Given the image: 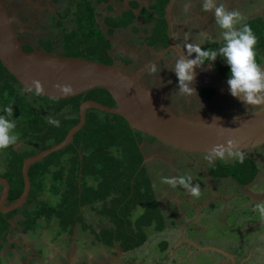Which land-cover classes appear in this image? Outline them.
<instances>
[{
	"label": "crops",
	"instance_id": "0c3cea01",
	"mask_svg": "<svg viewBox=\"0 0 264 264\" xmlns=\"http://www.w3.org/2000/svg\"><path fill=\"white\" fill-rule=\"evenodd\" d=\"M90 1L91 6L95 7V11L98 15L96 18L98 24H102V19L107 15H111L112 17L120 16L121 12L126 10L129 6L135 7L133 13L138 15L142 9H148L154 2V0ZM221 2L225 9L229 11H239L246 18V24L264 18V0H221ZM70 3L71 0H9V5H6V7L13 20L15 17L12 16V13L16 10V7H31L34 12L33 14L36 15L31 14L28 21L35 30L41 26L39 20L37 21L36 19L37 14L40 13L45 19H51L56 13H63L66 15L67 7L70 6ZM23 19L24 17H22L21 20L18 19V24H14L18 35H20L19 38H21V42L23 40L22 37H26L24 34L25 32L19 30L23 29ZM144 20L145 18L141 17L135 20L131 26L123 30L115 31L109 37V41L112 44L110 52H113L115 47H120V43L123 44L124 47L121 50L125 52V55L120 58L116 57V59L128 61V64L133 68L128 71L129 73H135L142 69L152 62L156 55L161 54L155 65L141 76L146 77L148 82L155 85H158L165 76H174L175 87L178 89L177 78L171 70L177 57L171 51L164 52L165 48H161L159 45L148 46L145 44V38L149 35L152 24H146ZM169 20L172 39L185 58H188V56L192 54V50L189 47L192 44H200V47H203L222 42L218 35L219 30L215 27L211 13H205L201 10V0H171ZM45 28L46 30L51 29V24H48ZM255 28L257 27L255 26ZM119 37H122L123 40L119 41ZM49 39H52V42H54L55 32L48 35L45 41ZM260 65L264 66L263 57ZM196 73L203 82L217 84L228 89L226 79L218 73L214 66L202 67L197 69ZM142 82L144 84L146 83L143 80ZM190 87L194 89V94L192 95L178 92L179 95L175 97L170 88L166 89V91H169L166 94L171 95L172 98L178 102L179 100L186 101L184 106L186 109L192 107L190 102L193 101L190 99L204 105L206 101H204V94L201 92V89H198L194 83H192ZM151 88L156 91L154 87ZM222 95L223 94L220 93L215 94L214 92L213 97L215 99ZM229 100L231 99L229 98ZM237 104H239V102ZM167 105L172 108L170 104L167 103ZM175 112L181 115H185L184 113H186L185 111L183 113ZM47 116L50 118L51 112H47ZM150 142V140L145 138L140 144L142 157L145 160L143 163L145 174L150 180L152 194L161 212L162 219L163 217L168 218L166 219L168 222L165 225L164 231H169L167 235H170V232L175 235L173 241L169 239L158 240L160 243L163 241L166 244L172 245H170L167 250H164L166 251L165 259H169L170 264H173L174 260H176V262L180 260V264L183 263L182 260L188 263L197 259V256H194L195 253L211 252L208 257L209 261H206L207 263L205 264H212L211 262L213 259L216 260L215 262H227L230 260L235 263L236 260L231 255L230 249L219 247V243L211 238V230L217 227L221 230V225L226 227L223 219L226 215L224 209L221 210L223 207H227L229 212L230 210L231 212H238L246 209L247 204L251 207L252 211H256V206L258 204H264V164L261 162H254L255 159L248 153L244 155L254 160L253 163L257 169L254 177L255 180L244 185L239 184L230 176H214L211 173L217 162L224 160L225 163H232L240 158H212L199 155H182L174 153L161 144ZM27 145L28 144L20 140L19 135H17V141L12 145V149L16 152L28 151L30 148H27ZM0 163L4 164L3 154L1 153ZM3 164H0V177H2V173H4L5 167ZM171 172H173V174H171ZM172 176L174 178H171ZM257 179H262V181L256 183ZM169 180L172 181V183H168L167 181ZM181 180L183 183H180ZM45 183L47 182L45 181L44 184ZM193 187L198 189L199 194L196 196H193L191 193ZM46 191L49 190H45V193H47ZM56 197L57 195L54 196L51 194L50 202H56ZM6 205H9L7 201ZM139 210L140 211H138L136 215H132L131 220H134L141 213V209ZM90 213L92 214L90 216L92 219L88 220L87 217ZM7 214L12 213L9 212ZM237 214L238 213H236L234 217H237ZM85 215H87V217ZM11 216L12 217L7 220L9 226L5 235L3 236L0 233V264H124L123 252L119 249L117 244H115L117 246L114 245V247L104 249L103 246L97 243L96 247L89 249V247H86L87 244L92 242V238L89 235L84 237L87 238V243H78V240L75 238L76 226L74 229L75 234L72 236V242H67L65 238V242H62L65 248L62 249L59 244H52V242L44 238L47 230V228H45V223L43 226L39 225L36 229H26L22 226L24 220L21 215L17 214ZM258 216L259 218L256 223H244L242 229H239V227H226L227 229H231V235H234L233 238H227L226 240L240 237L242 243L246 244L252 239L245 248L247 247L249 253H255L256 259L250 257V254H248L247 258L243 259V262L246 261L247 264H254V261H257L255 264H264V256L257 255V253L259 254V250H254L250 247V243L252 241H257L260 235H263L261 232H264L262 231V229H264V219H262L260 215ZM80 217L82 221L86 223L83 222L86 228L85 230H81L83 233H86V230H90V232L95 234L94 231L100 232L103 229L112 227L109 222H104L105 220L103 222L99 221L100 224H96L95 220L104 219V217L97 211H93L88 207H82L80 209ZM208 231L210 232L209 236L211 239L204 236L205 234L207 235ZM154 232L158 233L161 232V230H154ZM189 232H194V237H190ZM259 243L264 247V241ZM182 244L185 245V247L182 248L183 251L189 252L188 255L185 257L180 255L173 256ZM41 249L43 250V254L39 252ZM86 250L92 253L102 252L100 255L101 259H97L93 254H89L86 260ZM164 251L160 250V253ZM213 252L221 253V258ZM97 256H99V254ZM119 259L122 260V263Z\"/></svg>",
	"mask_w": 264,
	"mask_h": 264
},
{
	"label": "trees",
	"instance_id": "16d2710c",
	"mask_svg": "<svg viewBox=\"0 0 264 264\" xmlns=\"http://www.w3.org/2000/svg\"><path fill=\"white\" fill-rule=\"evenodd\" d=\"M167 2L168 0H154L148 9H142L138 15L133 13L135 7L132 6L121 12L120 16L107 15L102 19L103 31L96 21L98 15L95 7L91 6L90 0H71L66 15L56 13L52 23L58 27L60 32L62 49L65 53L63 55L110 65L108 61H99V59L108 60V53L112 46L109 37L115 31L131 26L141 17L145 18L146 24H152L149 35L145 38V44L167 47V27L164 20ZM247 25L257 37L256 61L261 64V59L264 58V18ZM221 44L222 42L201 48L214 50L218 49ZM52 46L49 43L45 52H48ZM121 62L128 64L126 60H121ZM214 67L223 78L227 79L228 68L219 56ZM22 91L13 77L0 64V106H12L14 97L18 100L15 104L17 108L24 105V96L29 95L35 99L31 98V101L26 104L30 106L29 109L24 111L25 115L16 121V129L22 131L19 139L30 147L32 143V148L28 151L16 152L10 146L0 151L6 165V172L2 178L6 179L10 186L7 204L16 200L22 192L21 166L23 160L59 143L65 137L70 128L78 122L77 111L81 101L92 100L103 106H114L108 93L100 90L67 102H54ZM13 92L16 94L14 97ZM201 92L206 93L203 95L206 99L214 96L212 89H201ZM47 112H51L50 118H47ZM143 138L151 139L132 132L121 117L92 109L87 110L84 125L74 134L71 145L29 166L30 191L26 203L28 205L35 202L41 203L39 197L45 191L43 187L45 180L56 174L54 178L52 177L54 180L52 190L54 196H60L58 207L61 210L59 214H55L57 211L50 209L54 222L59 227L71 228L76 218L81 219L80 209L88 207L112 222L111 228L100 231L103 235L98 234V236L106 237L104 240L101 238L105 246L114 247L117 244L122 252L133 251L147 239L142 227H153L155 223L154 230L160 231L164 225L152 194L150 180L145 174L144 167L140 166L143 158L140 153V143ZM110 148H114L115 156L108 154ZM56 154L59 162L54 165L50 157ZM65 154L67 155L64 156ZM64 159L67 163L69 162L68 165H65ZM53 167H55L54 173L51 172ZM212 170L211 173L214 176H230L239 184L244 185L250 183L257 172L255 164L248 158H240L232 163L217 162ZM90 180L95 181L94 187L87 185V181ZM136 207L141 209V213L132 222L134 226H137L138 231L125 234L122 232V222L131 221ZM11 215L0 214V233L3 236L9 226L7 220ZM48 219L51 221L52 217ZM26 221H23L24 228H31ZM39 225L37 222L35 227L38 228ZM69 231L71 233V229ZM163 244L159 248L162 251L166 248V243Z\"/></svg>",
	"mask_w": 264,
	"mask_h": 264
},
{
	"label": "water",
	"instance_id": "95a60500",
	"mask_svg": "<svg viewBox=\"0 0 264 264\" xmlns=\"http://www.w3.org/2000/svg\"><path fill=\"white\" fill-rule=\"evenodd\" d=\"M170 6L171 0H168L164 10L168 44L164 52L171 51L177 58H185L172 39ZM160 56L156 55L152 62L135 73H129L115 63L104 65L41 49L25 51L7 7L0 0V64L24 92L54 102H67L100 90L107 92L114 103L113 107H108L92 100L81 101L77 111L78 122L65 137L59 143L23 160V189L9 205H6L9 184L0 177V214L12 212L26 202L30 190L29 166L71 145L74 134L84 125L85 113L89 109L119 116L132 132L149 137L182 155L241 158L256 148L264 147V105L246 106L256 110L231 118L177 114L140 78L155 65ZM194 83L201 89H212L215 94L220 93L239 102L229 94L228 89L203 82L197 73ZM63 87H69L71 91L62 92ZM214 148L221 149L223 155H213ZM237 152L238 156L235 155ZM142 160L144 163V158ZM217 264L235 263L229 260Z\"/></svg>",
	"mask_w": 264,
	"mask_h": 264
},
{
	"label": "rangeland",
	"instance_id": "374dc122",
	"mask_svg": "<svg viewBox=\"0 0 264 264\" xmlns=\"http://www.w3.org/2000/svg\"><path fill=\"white\" fill-rule=\"evenodd\" d=\"M5 1L9 5V0H5ZM72 8L75 9V7H72ZM33 13L34 12H33L31 7H16V10H14V12L12 13V16L15 17L16 23L18 22V19L21 20V18L24 17V19L22 20L23 21V27H22L23 29H19V30L25 32L24 34L26 35V37H24V36L22 37L23 40L21 43H22L23 49L25 51H27V49L29 51H31L33 49H41V50L45 51V50H47L49 43L51 46H52L51 43H53L52 48L48 52H54V53L62 54V55L65 54L63 49H62V44H61L62 39H61L60 32L58 30V27L55 26L54 23H52V21L55 20L56 16L55 15L52 16L51 19L50 18L45 19V17L43 15H41L40 13L37 14L36 19H37V21L39 20V24L41 26L34 30L28 21L29 16ZM33 15H36V14H33ZM48 24H51V29L46 30L45 27H47ZM99 24H100L101 29L104 31L103 26H101L102 24L101 23H99ZM70 25L74 26L73 23H70ZM43 26H45V27H43ZM34 28H36V27H34ZM53 32H55V39L56 40L54 39V42H52L53 41L52 39L45 41V38L48 35L53 34ZM20 40H21V38H20ZM122 40H123L122 37H119V41H122ZM119 46L120 47H115L113 52L109 51L108 60L107 59L106 60L105 59H99V61H101V62H107L108 61L109 63H113V64L115 63L119 67L125 69L126 71H130L131 69H133L132 66H130L129 64H125L124 62L122 63L120 60L116 59V57L120 58V57H123L125 55V52H123L121 50L124 47L123 44L120 43ZM122 61H125V60H122ZM141 80L145 81L146 82L145 84L149 85V87H154V89L156 90L155 92L157 94H159L177 112L183 113L185 111L186 113H184V114L187 116L190 115V116L213 117V116H210L211 111H215V113L220 115L219 119L228 116L226 114V112H223L222 111L223 109H220L219 107L213 108L212 105H210V104L208 106L205 104L202 105V104H200V103H198L192 99H190L191 101H193V102H190L192 104V107H190L189 109L184 108L186 101H181L178 99L179 100V102H178V101L174 100L171 95L166 94L169 92V91H166V89L170 88L172 90L171 91L172 94L175 97H177L179 95V93H178L179 90L176 89V87H175V77L174 76L168 75V76L163 77L160 81L161 84L159 83L158 85H155L153 83H152L153 84L152 85L150 82H148L146 77L141 76ZM15 95H16L15 92H13L12 96L14 97ZM204 95H206V93H204ZM24 98H25V100L23 101L24 105L23 106L20 105V107H18V108L15 105L18 103V100H16L15 97H14V100L12 99L13 105L10 107H12V109H13L12 115L16 121L19 118H21L22 116H24L25 115L24 111H27V109H29V107H30L29 105H26V104L31 101L32 97L27 95L26 97L24 96ZM33 100H35V99H33ZM36 102H39V101L36 100ZM5 107H7V106H2V105L0 106V114L3 113V109ZM47 118H48V116H47ZM226 118H228V117H226ZM15 132H16V135H19V136L22 134V131H20L19 129H15ZM30 144H31V147L28 145L26 147L32 148V143H30ZM114 151H115L114 148H110V150L108 151V154L110 153V155L115 156L116 154L114 153ZM67 154H65L64 156H66ZM57 157H58L57 154H56V156L53 155L50 157V160L52 161V163L54 165H56L59 162ZM241 158H247V157L243 156ZM248 159H249V157H248ZM66 161L64 159L65 165H68L69 162L67 163ZM222 161H224V160H222ZM0 164H3V163H0ZM3 165L6 168L5 163ZM65 165H63V167H65ZM140 166H143V160H141ZM5 168H4V172H6ZM51 170H52L51 172L54 173L55 167L51 168ZM4 174L5 173H2V177L4 176ZM171 174H173V172H171ZM55 176H56V174L52 177L54 178ZM173 176L171 178H174ZM52 177H49L51 180H49V179L45 180L47 183H45L43 187H46L47 189L44 188V190H49V191H46L47 193H45V191H44V193H43L44 196L42 195L43 198H42V196L39 197V200L41 203L35 202V203H32L31 205H28V203L25 202L20 208L16 209L15 212L12 211V215L13 216H15L17 214L21 215L23 220H27L26 223H28V226H31V229H36L35 226H36L37 222H39V224L41 223L40 224L41 226H43V224L45 223L46 224L45 228H47V230H46V235L44 238L47 239L48 241L52 242V244H59L62 249L65 248V246L62 245L63 241L60 238V236L61 235H64V237L67 236L70 233L69 230L71 228L73 229L72 230L73 232L70 233L71 236H73L76 233L75 238H76V240H78V243H80V244L87 243L86 242L87 238H84V237H87L86 235H89L92 238V242L89 238V241L91 243L86 245V247H89V249L96 247L97 243H99L100 246H103L104 249L108 248L109 246L107 247L102 243V239L104 240L106 237L105 236H98V234L103 235V234H100V232L94 231L95 234L90 232V230H86V233L81 232L82 229L85 230L86 228L84 226L85 221H82V219H79V217L76 218L75 224L72 225L74 227L71 226V228H63L65 226L59 227L57 225V223L54 222V220H53L54 216L50 215V213L52 212V211H50V209L57 211V212H55V214H59L61 208L58 207L59 202H60V196L59 195H57V197H56L57 198L56 202H54V203L50 202L51 194L53 195L52 189H53V185H54V180L52 179ZM31 181H32V179H31ZM78 182H79V179H78ZM87 182H88L87 183L88 186L94 187L95 181L90 180ZM97 207L100 208V206H97ZM242 207H243V204H242ZM158 210H159V208H158ZM221 210H223V209H221ZM138 211H140V210H139V208L136 207L134 209L132 215H134V214L136 215V213ZM225 212L227 214L226 222L229 225L232 224L233 228L239 227V229H242V226L244 223H256L258 218H259L258 212L252 211L251 207L247 204H246V209H243L242 211L231 212V210H230V212H229L228 208H227ZM236 213H238L236 215L237 217H234V215ZM160 214H161V212H160ZM91 215L92 214L90 213V215L88 217H87V215H85V216L87 217L88 220H90V219H92V218H90ZM7 216H8V214H7ZM28 216H29V218H28ZM48 217H52L51 221H49V219L47 220ZM102 217H104V216L102 215ZM166 219H168V218L163 217L164 225L161 228V232H158V233L154 232L155 223H154V225H152L153 227H142V231L146 234V238H147L146 240L147 241H145L146 243H143L140 247L134 249L133 251L123 252L124 264H170L169 259H167V260L165 259L166 251H164L163 253H160L159 248L162 245H164L163 244L164 242L161 241L162 243H160V241H158L159 239H162V240H164V239L168 240L169 239L170 241H173L175 238L174 233L172 234V232H170V235H167L169 231H167V230L164 231L165 225L168 222ZM99 221L100 222H103V221L109 222L105 217H104V219L95 220L96 224H100ZM132 221L133 220L122 222V232L123 233L129 234L130 232L135 233L138 231L137 226H134V224H133L134 221L133 222ZM64 223H67V222H64ZM109 223L112 225V222H109ZM21 225H22V222H21ZM75 226L77 227V229H76V232L74 233ZM230 230L231 229H227L226 227H224L222 225H221V230L218 227L213 228L211 230V232H212L211 238L215 242L219 243V245H218L219 247L230 249L231 255L236 260L235 264H247L246 261L243 262V259L247 258L248 254H250L249 255L250 257H254L256 259V254L255 253H249L247 247L245 248V246L252 239H250L249 242L246 244L242 243V240L240 239V237H237L236 239L226 240L227 238H231V237L233 238V236H234V235H231L232 231H230ZM262 231H264V229H262ZM209 233L210 232L208 231L207 235L205 234L204 236L206 238L211 239L209 236ZM189 234H190L189 235L190 237H194V232H189ZM261 234H263V235H260V237L258 238L257 241H252L250 243V247H251V249L259 250V254L257 253V255H259V256L263 255L264 256V247H262L261 244L259 243V242L264 241V239H263L264 238V232H261ZM231 243L233 246L231 245ZM170 245L166 244L165 250H167V248H169ZM115 246H117V245H115ZM184 247H185V245L182 244L176 250L177 252H175L173 254V256H176V255H180L182 257L187 256L189 252L183 251L182 248H184ZM42 251L43 250L41 249L39 252L43 254ZM235 251H237V252H235ZM101 253L102 252L92 253V252L86 250V252H85L86 258L85 259L87 260V255H89V254H93L94 256L97 257V259H101L100 258ZM168 253H169V251H168ZM210 253L211 252L195 253L194 256H197V259H194L193 262H188V263H186V262H184V260H182L183 263H181V264H197V263L205 264V263H207L206 261H209L208 257L210 256ZM98 254H99V256H97ZM218 254H216V255L221 258V255H218ZM260 258H262V257H260ZM97 259H96V261H97ZM163 259H165V260H163ZM119 261H121V263H122L121 259H119ZM177 262H176V260H174L173 264H180V260H178ZM256 262L257 261H254V264Z\"/></svg>",
	"mask_w": 264,
	"mask_h": 264
},
{
	"label": "clouds",
	"instance_id": "9594fccd",
	"mask_svg": "<svg viewBox=\"0 0 264 264\" xmlns=\"http://www.w3.org/2000/svg\"><path fill=\"white\" fill-rule=\"evenodd\" d=\"M201 10L211 13L222 44L214 50L192 44L189 46L192 54L188 58L175 59L171 70L177 78L179 92L194 94L190 85L195 80L196 70L214 66L219 56L228 68L226 83L229 94L245 106L264 105V66L256 61L257 37L245 23L246 18L237 10L225 9L221 0H201ZM61 91L68 93L71 89L63 87ZM12 114L10 106L5 107L0 114V151L8 149L17 141L16 120ZM212 151L215 156L223 155L221 149L214 148ZM167 182L172 183L170 180ZM191 193L193 196L199 194L196 187L191 189ZM256 211L264 219V204H258Z\"/></svg>",
	"mask_w": 264,
	"mask_h": 264
},
{
	"label": "flooded vegetation",
	"instance_id": "af4514ba",
	"mask_svg": "<svg viewBox=\"0 0 264 264\" xmlns=\"http://www.w3.org/2000/svg\"><path fill=\"white\" fill-rule=\"evenodd\" d=\"M3 2H4V4H5V6L6 5H8L7 3H6V1L5 0H3ZM13 20V19H12ZM13 22V24H17L16 22H15V19L12 21ZM19 37H20V35H19ZM194 83V82H193ZM194 85L196 86V84L194 83ZM198 89H201V88H199L198 87ZM204 101H206L204 104L205 105H212V107L213 108H216V107H219L220 109H223L222 111L223 112H226V114L228 115V116H226V117H233V116H238V115H243V114H245V113H251V112H254L256 109H254V108H247L246 106H244L243 104H241V103H239V104H237L238 102H236V101H234V100H229V97H227V96H224V95H222V96H218L217 98H215L214 99V97L213 98H211V99H206V98H204ZM243 106V107H242ZM219 114H217V113H215V111H211V115L210 116H213V117H215V118H219L220 117V115L218 116ZM226 117H224V118H226ZM143 141H144V139H142ZM148 140H150L151 142L150 143H158V142H156V141H154V140H151V139H148ZM142 142V141H141ZM141 144V143H140ZM158 144H160V143H158ZM175 153V152H174ZM249 155H251V157H253V159H255V161L254 160H251L252 162L254 161V162H261V163H263L264 164V147H259V148H256L255 150H253V151H251V152H249L248 153ZM199 156H202V155H199ZM203 157H206V156H203ZM212 158H216V157H212ZM218 158V157H217ZM2 178V177H1ZM253 180H255V179H253ZM262 181V179H257L256 180V183H260ZM9 184V183H8ZM9 189H10V186H9ZM30 191V190H29ZM222 209H224V212L226 211V209H227V207L225 208V207H223ZM16 210H14V212H15ZM12 213V212H11ZM225 215L227 216V214H226V212H225ZM224 215V216H225ZM224 217L223 219H224V224L226 225V227H232V224L231 225H229V224H227V222H226V218L227 217ZM164 223V222H163ZM181 229V228H180ZM71 230H73L72 228H71ZM72 232V231H71ZM60 238L62 239V241L63 242H65V238L67 239V242L69 241L70 243L72 242V239H73V237L71 236V234L69 233L67 236H65L64 237V235H61L60 236ZM69 245V244H68ZM72 245V244H71ZM67 246V245H66ZM213 253H215V254H218V253H216V252H213ZM222 253H224V252H222ZM218 255H221V253H219ZM224 259V258H223ZM216 260L215 259H213V262H211L212 264H217L218 262H220V261H218V262H215Z\"/></svg>",
	"mask_w": 264,
	"mask_h": 264
}]
</instances>
